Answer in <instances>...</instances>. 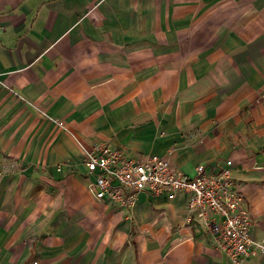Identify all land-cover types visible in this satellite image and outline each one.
Wrapping results in <instances>:
<instances>
[{
  "label": "crops",
  "instance_id": "0c3cea01",
  "mask_svg": "<svg viewBox=\"0 0 264 264\" xmlns=\"http://www.w3.org/2000/svg\"><path fill=\"white\" fill-rule=\"evenodd\" d=\"M70 133L192 177L232 161L264 240V0H0V264H230L188 195L97 201Z\"/></svg>",
  "mask_w": 264,
  "mask_h": 264
},
{
  "label": "built area",
  "instance_id": "2783aa9c",
  "mask_svg": "<svg viewBox=\"0 0 264 264\" xmlns=\"http://www.w3.org/2000/svg\"><path fill=\"white\" fill-rule=\"evenodd\" d=\"M55 123L65 129L64 123ZM78 145L86 175L91 177L89 191L97 201L111 202L131 211L145 193L153 197L166 195L171 200L188 195L186 209L191 215L188 220H196L230 264H245L264 254V240L252 236L251 216L231 177L232 161L227 163L228 168L211 174L207 167L199 165L192 177L165 157L143 155L131 159L123 151L106 145L93 148L80 142Z\"/></svg>",
  "mask_w": 264,
  "mask_h": 264
},
{
  "label": "rangeland",
  "instance_id": "374dc122",
  "mask_svg": "<svg viewBox=\"0 0 264 264\" xmlns=\"http://www.w3.org/2000/svg\"><path fill=\"white\" fill-rule=\"evenodd\" d=\"M89 188V187H88Z\"/></svg>",
  "mask_w": 264,
  "mask_h": 264
}]
</instances>
